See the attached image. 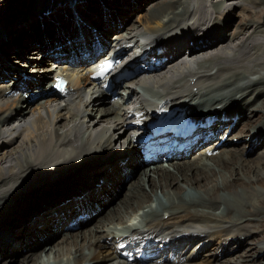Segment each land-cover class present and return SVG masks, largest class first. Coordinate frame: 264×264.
<instances>
[{
    "label": "bare ground",
    "instance_id": "1",
    "mask_svg": "<svg viewBox=\"0 0 264 264\" xmlns=\"http://www.w3.org/2000/svg\"><path fill=\"white\" fill-rule=\"evenodd\" d=\"M135 1L140 8L156 4L124 33L118 32L112 18L100 14L96 0H88L93 11L82 8L87 0H32L25 12L5 20L0 16V216L15 207L22 212L21 220L0 235L3 264H256L264 258L262 238L257 257L248 251L236 260L217 261L234 254L242 238H250L244 237V229L251 237L259 232L255 225L264 230V194L257 190H264V151L247 160L246 146L244 150L239 145L248 136L249 152L264 146V0ZM103 2L116 19L121 18L122 6L129 5V0ZM242 3L252 5L251 12L227 41L226 14H234ZM132 9L139 10L133 5ZM39 18L45 22L43 28ZM30 19H35L31 32L25 23ZM94 29L104 46L106 37L118 32L111 38L112 46L99 55L116 49L123 59L135 57L136 63L148 57L167 58L154 69L143 70L127 86V96L121 94L125 101L110 108H98L99 102L105 103L100 97L108 92L105 99L110 98L113 86L122 81L116 76L128 65L111 75L109 88L90 77L97 53L91 41ZM250 30L252 35L246 37ZM29 45L44 52V63L51 60L54 65L37 69L34 76L13 68L17 61L28 59ZM83 52L90 56L75 57ZM59 74L69 80L63 93H55L54 77ZM33 86L39 89H30ZM53 91V96L43 98ZM17 92L20 96L13 98ZM126 100L129 106L124 105ZM167 107L178 110L162 114ZM173 117L187 128L199 125L201 133L191 150L167 160L146 156L145 143L141 145L133 132ZM211 120L210 127L200 124ZM228 131L238 135H227ZM230 139L235 149H227ZM118 145L124 154L114 164L108 166L105 160L92 168L87 164L92 156V160L102 157ZM197 151L200 156L190 160ZM143 159L152 166L111 207L129 171ZM37 167L50 175L62 174L54 179L41 170L31 174ZM27 174L37 179L29 184L27 180L29 193L20 196ZM33 185L37 188L31 190ZM40 196L43 201L53 197L58 201L27 215L26 209ZM97 209L105 210L99 219L94 218ZM93 219H98L94 226L63 234ZM61 235L59 242L34 253L45 238ZM212 244L211 256L205 251ZM253 246L257 248L249 249ZM22 250L27 253L17 261L15 255Z\"/></svg>",
    "mask_w": 264,
    "mask_h": 264
},
{
    "label": "rangeland",
    "instance_id": "2",
    "mask_svg": "<svg viewBox=\"0 0 264 264\" xmlns=\"http://www.w3.org/2000/svg\"><path fill=\"white\" fill-rule=\"evenodd\" d=\"M31 1L32 0H0V16H1V19H6V18H9V17H13V14L15 13V12H19V13H22V12H25V10L26 9H30V4H31ZM98 1V2H97ZM211 1H213V0H211ZM236 1H244V0H236ZM45 3H47L46 1H45ZM91 3V4H90ZM96 3H97V5L99 6L98 7V10H99V12H100V14H102V12H103V16H104V18L105 19H110V18H112V20H113V24H116V27L117 28H119L120 30H118V32H126L127 30V28L129 27H131L132 25H133V23L136 21L137 22V20L138 19H140L141 17H143V16H145L148 12H149V10H151V7L150 6H153V5H155L156 4V2L155 3H153V4H151V5H148V4H145L144 5V7H142V8H140L139 6H137V1H135V0H129V5L128 6H122V8H121V12H120V19H116L115 17H111V15L108 13L109 11H107V10H109L108 9V7H107V5L103 2V0H96ZM87 6H83L82 8L83 9H87V10H89V11H93V2H88V0H87ZM114 4V3H113ZM116 4V3H115ZM114 4V5H115ZM116 5H118V4H116ZM132 5H133V7H134V9L135 10H137V9H139L138 11H132L133 9H132ZM247 7V9L246 10H244V12H241V9L242 8H240V7ZM252 6V5H251ZM251 6H249V5H247V4H244V3H242V4H238V9L234 12V14L233 13H227L226 15V17H225V20L227 21V22H229L230 23V28H229V30H228V33H227V41H229L230 40V38L232 39V33L235 31V30H237L239 27H243L244 26V24L242 23L243 22V18H244V16H248L249 14H250V12H251ZM65 7V6H64ZM64 7H62V8H64ZM62 8H60V9H62ZM65 8H67V7H65ZM249 8V9H248ZM2 11H4V12H6V13H4V12H2ZM28 11V10H27ZM9 12H11V13H9ZM61 12L62 13H65L63 10H61ZM25 14H29L28 12L27 13H25ZM109 14V15H108ZM132 14H133V16H132ZM235 14H236V16H235ZM256 14H258V15H260L261 14V12L259 11V13H257V10H256ZM7 15V16H6ZM33 16V15H32ZM62 16H66V15H62ZM21 18L23 17V16H20ZM58 16H56V18H57ZM128 18H132V20H131V22L129 21V22H127L125 25H123V21H125V20H128ZM13 20V19H12ZM35 19H30V20H27L25 23H27V25H26V29H29V31L31 32L32 31V24H33V21H34ZM39 20V24L41 25V27L43 28L44 26H45V22H43V20L42 19H38ZM48 20H51V18L50 19H48ZM192 21V20H191ZM135 22V23H136ZM6 25V24H5ZM29 25V26H28ZM1 26V25H0ZM37 26H38V24H37ZM186 26H188V23H187V25ZM222 26V25H221ZM123 27H125V28H123ZM251 29V28H250ZM126 30V31H125ZM93 32H94V34H95V37H94V39H92L91 41H95V40H97V43H99V45H101V46H103L101 43H100V41H99V39H98V36L96 35L98 32H97V30L96 29H94L93 30ZM118 32H112L111 33V35L110 36H108V37H106V41H105V45L108 47V48H110V46H112V44H113V42H114V40H112L111 38L113 37V36H115V35H117V33ZM253 31L252 30H250V31H247V33H246V37H248V36H250V35H252L251 33H252ZM220 34H222L221 32H220ZM120 37V36H119ZM117 40H119L118 38H117ZM236 41V39H234V41L233 42H235ZM117 42V41H116ZM193 43V42H192ZM68 45L70 46V43L68 42ZM202 45V44H201ZM106 46H104V48L105 49H107V47ZM175 47L173 46V51H175ZM57 50L59 51V49L57 48ZM127 51H130V49L128 48V50ZM32 53H36V54H34V55H31ZM85 54H87V56L86 57H89L90 56V53L89 52H83V53H81V55L80 56H76L75 55V57H77V58H79V57H81V56H84ZM186 56H190V53L188 52V51H186ZM27 57H28V59L26 58L24 61H17V63L15 64V65H12V67L13 68H16V69H21L22 71H21V73H23V75H31V74H33V75H31V76H34V75H36V72L37 71H42V70H44V69H48V68H51V66L52 65H54L53 63L55 62V61H49V62H47V63H44V52H39L37 49H35V48H33L32 49V47H31V45H29V47H28V54H27ZM33 57H38V59H36V58H33ZM30 58V59H29ZM32 58V59H31ZM0 59H2V57H0ZM5 63H7L6 61H4ZM23 65V67L21 68V66ZM38 69V70H37ZM37 70V71H36ZM31 71H34V72H32L31 73ZM30 72V73H29ZM16 73V75H17V79L19 78V77H21V74L19 73V71L18 72H15ZM25 73V74H24ZM20 74V75H19ZM141 74V72H135V73H132V74H125V75H123L122 77H121V79H119L118 81H120V80H122L121 82H119V83H117L116 84V87L115 86H113V90L116 92V95H117V97L116 98H112V97H110V98H107V99H105V97L106 96H108V92H105L101 97H100V100L101 101H104L105 103H103V104H101V102H99L98 103V108H110L111 106H115L118 102H122L123 101V99L121 100V94L122 95H124L123 97L125 98L126 96H127V93H128V91L126 90V88H127V86L128 85H130V83L132 84V81H134V80H136V79H138V76ZM16 77V76H15ZM133 78V79H132ZM17 79H13V81L15 82V84H14V86H16V80ZM50 80H52V78H50ZM7 83L8 84H10V83H12V82H9V80L7 81ZM8 84H4V85H8ZM12 84V85H13ZM9 86V85H8ZM7 87V86H6ZM33 88H36L35 86H33V87H31L30 89H33ZM143 88V87H142ZM39 88L37 87L36 88V90H38ZM137 89L138 90H140V87H137ZM125 91V92H124ZM141 91V90H140ZM119 92H120V94H119ZM127 92V93H126ZM56 93V92H55ZM110 93V92H109ZM30 95H36L35 93H33L31 90H30ZM54 95V91H53V94L51 93V94H48V95H45L46 97H43V98H48V96L50 97V96H53ZM129 95V94H128ZM18 96H20V92H17L16 94H13V98H16V97H18ZM37 96V95H36ZM12 98V99H13ZM125 101V100H124ZM123 101V102H124ZM13 102V101H12ZM116 103V104H115ZM7 104H4V106H6ZM33 105H35V103L34 104H32V106ZM124 105H126V106H129V101L128 100H126V102L124 103ZM117 106V105H116ZM5 111H3L1 114H2V116H4L5 115ZM4 114V115H3ZM259 119V118H258ZM258 119L257 120H255V123L258 121ZM246 122H244L243 123V128L242 129H244V128H246ZM252 128V127H251ZM231 132H227V135H229ZM230 135H232V136H237L238 135V132H235L234 134L232 133V134H230ZM246 136H247V134H245ZM232 138V139H235V138ZM245 137V136H244ZM248 137V136H247ZM247 137H245L244 139H242V140H240V144L239 145H241L242 147L244 146V150H245V146H246V151L243 153V155H244V157H245V159H247V160H249V159H251V158H253V157H256V155H258L259 153H261V152H263L264 151V146H262L260 149H258L257 151H255L254 153H252V152H249V147H248V141H247ZM257 138V137H256ZM232 139H230V140H228V145H230V147L229 148H227V149H229V150H231V149H235L236 147L233 145V141L234 140H232ZM236 141H238V140H236ZM244 144V145H243ZM120 145V144H119ZM115 146V149H117V150H114L113 152H109V153H107L106 155H104V156H102V157H96V159H94V160H92L95 156H92L93 158H90V162H88L87 164L88 165H90V167L92 168L93 166H96L97 164H99V163H101V162H104V160H105V162H106V164L108 165V166H110L111 164H114L115 162H117L118 160H119V158H120V155H122V153L124 154V149H123V151H122V149L120 148V146ZM0 146H1V143H0ZM222 152V151H221ZM201 153V152H200ZM200 153L197 151V152H194V153H192V155H191V158H190V160H192V159H195V158H197L198 156H200ZM199 154V155H198ZM193 157V158H192ZM262 157V156H261ZM189 158V157H188ZM184 159H187V158H183V159H181V160H184ZM139 162V161H138ZM136 163V164H134L133 165V167H132V169L129 171V176L124 180V187H123V189H122V191H121V193H120V195L118 196V198L114 195L113 196V205L111 206V207H113V206H115V202L117 201V200H119V199H121V198H124L125 197V192L129 189V186L132 184V183H134V181H136L139 177H140V175H141V173H142V171L143 170H145V169H147L148 167H150V166H152V165H149V164H147L146 163V160H142V163ZM248 163V162H247ZM153 164H155V163H153ZM161 164H163V163H157L156 165H161ZM212 165H214V163H212ZM39 168L37 167V171H35L36 170V168H34V169H32L31 171H30V173L31 174H34V173H37V172H39L40 170L42 171V172H44V176L46 177V176H48L50 179H54V178H56V177H58L59 175H61L62 174V172H60L59 174H54V175H50V174H47L45 171H43L42 169H40V170H38ZM34 170V171H33ZM88 170V168L86 169V170H83L77 177H79L81 174H83L85 171H87ZM31 175H29V174H27L26 175V177L24 178V184H23V187H22V190H24V192L20 195V196H22V195H27L28 193H29V191H28V189L25 191V189L28 187L27 185L31 182V181H35L36 179H37V177H34V175L31 177ZM76 177V178H77ZM28 180V184L26 183V181ZM30 180V181H29ZM104 180H103V178H100V184H102V183H104L103 182ZM26 183V184H25ZM36 183V182H35ZM99 184V185H100ZM27 186V187H26ZM36 185H33V186H31V190H33V189H36L37 187H35ZM40 186V185H39ZM257 190L261 193V194H264V190L262 189V188H257ZM67 195V194H66ZM42 198H43V196H40L39 198H36L35 200H33L32 201V204H30L29 205V208H27L26 209V213H27V215H31V212L33 213L34 212V214H36V213H38L39 211V209H40V206L43 208L44 207V204H46V203H49V202H52V201H58L57 199H55L54 197L53 198H51V200L50 199H46V198H44V201L42 200ZM46 199V200H45ZM53 199V200H52ZM93 201H96L95 200V198L93 199ZM43 202V203H42ZM34 204V205H33ZM112 204V203H111ZM17 205V204H16ZM15 205V206H16ZM15 206H13V207H15ZM39 206V207H38ZM111 207H108V209L109 208H111ZM21 208H22V206H21ZM19 209V207H15V208H12L11 210H10V212H9V214H6V212L7 211H5V212H3V213H1V216H0V235H1V233L3 232V231H5L6 229L7 230H9V229H12V226L11 225H15V224H17L20 220H21V218H20V214H22V212H20V211H17ZM134 209H135V207H134ZM36 212H35V211ZM18 212H19V214H18ZM94 213H96L95 215H94V218L96 217V218H98V217H100V216H102V215H104L105 214V210H103L102 212H98V209L94 212ZM7 215H9V216H7ZM13 215V216H12ZM6 216V217H5ZM16 216V217H15ZM33 216V215H32ZM31 216V217H32ZM83 219H85V218H83ZM83 219H80V220H83ZM99 219V218H98ZM98 219H93V220H85V222H83V223H85L86 225H83V226H81V225H77V229H65V232L63 233V234H65V233H67V234H74V233H77V232H80V231H84V230H86V229H88V228H90V227H92V226H94V221H98ZM128 220H129V218H128ZM75 221V218L74 219H72L71 221H70V224H72L73 222ZM125 221H127V220H125ZM259 221V220H258ZM12 222V223H11ZM87 222H89V223H87ZM254 227H256L257 228V230L259 231L258 233H257V235H255L254 237H251L250 236V234L244 229V231H245V235H244V237H250V238H248V239H243L242 238V240H243V243L240 245V247H233V246H230V250H234V248L235 249H237V251L236 252H234V254H228L226 257H228V258H226V257H222V258H219L220 260H217V259H214V261H218V262H220V261H224V259L223 258H225V260L226 259H234V260H236L237 258H239L240 257V255L242 256V255H246V254H248V251H249V254L250 255H254L255 257H257L258 256V254H259V252L257 253V252H255V251H258L257 249L259 248V244L257 245V243H259L258 242V240L259 239H262V238H264V230L262 231V229H263V226H261V225H259V224H257V225H255ZM262 228V229H261ZM250 229H253V227H250ZM250 229H248V230H250ZM261 230V231H260ZM62 234V235H63ZM62 235L61 236H57V237H55V238H49V241H48V238H47V240H46V238H45V240H43V241H41L39 244H38V247H37V249L34 251V253L36 254V253H39V252H41L44 248H46L47 246H50V245H54V244H56L57 242H59L61 239H62ZM46 241H48V242H46ZM46 242V243H45ZM48 244V245H47ZM102 244V243H101ZM252 245H255L257 248H255L254 246H253V248H251V249H249ZM214 247V244H212V245H209V247L206 249V251H205V253L206 254H208L209 253V255L211 254V256H212V253H213V248ZM261 247H263V246H261ZM216 252V251H215ZM214 252V253H215ZM25 253H27V251H25V250H22V251H20L18 254H17V258H16V255H15V259L17 260V261H20L21 259H23V255L25 254ZM10 262V264H12V261H9ZM4 263H5V261H4ZM264 264V258H262L259 262H257L256 264ZM0 264H3V262L1 261L0 262ZM14 264H19V262H16V263H14Z\"/></svg>",
    "mask_w": 264,
    "mask_h": 264
},
{
    "label": "snow or ice",
    "instance_id": "3",
    "mask_svg": "<svg viewBox=\"0 0 264 264\" xmlns=\"http://www.w3.org/2000/svg\"><path fill=\"white\" fill-rule=\"evenodd\" d=\"M110 66H111L110 64H106V65H104V66L102 67L101 71H103L104 69H106V68H108V67H110Z\"/></svg>",
    "mask_w": 264,
    "mask_h": 264
}]
</instances>
